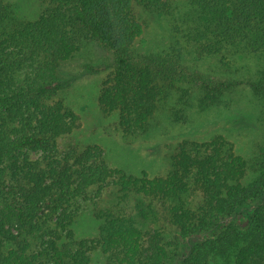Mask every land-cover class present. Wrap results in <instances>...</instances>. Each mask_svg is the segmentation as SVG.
I'll return each instance as SVG.
<instances>
[{"label":"trees","instance_id":"1","mask_svg":"<svg viewBox=\"0 0 264 264\" xmlns=\"http://www.w3.org/2000/svg\"><path fill=\"white\" fill-rule=\"evenodd\" d=\"M44 1L37 18L24 19L0 0V264H92L69 228L89 201L102 221L106 264H264V143L248 158L221 134L186 139L172 152L168 172L154 177L110 167L94 147L51 154L79 126V115L56 95L60 66L86 40L115 58L99 90L101 109L118 114L126 136L157 124L160 107L178 89V62L167 54L134 56L143 30L134 4L169 14L178 0ZM179 1L192 7L187 37L200 53L233 50L264 59V0ZM216 80L205 79L198 90L201 108L221 104L243 83ZM245 83L264 102V68ZM38 149L49 152L31 159L27 151ZM109 186L114 206L133 203L136 212L98 206ZM197 193L204 200L194 206ZM158 213L175 226L184 254L170 248L166 228H150Z\"/></svg>","mask_w":264,"mask_h":264},{"label":"rangeland","instance_id":"2","mask_svg":"<svg viewBox=\"0 0 264 264\" xmlns=\"http://www.w3.org/2000/svg\"><path fill=\"white\" fill-rule=\"evenodd\" d=\"M2 1L10 3L16 14L24 19L37 18L46 6L44 0ZM173 6V11L166 14L134 4L135 15L143 27L133 43L134 56L167 54L178 62L175 74L178 89L160 107L157 124L145 134L126 136L118 128V114H107L101 109L99 90L102 82L114 71L115 58L109 50L86 40L75 56L60 66L63 87L56 95L79 115V126L71 134L60 137L51 154L61 156L72 148L82 151L87 146L94 147L110 167L133 175L145 172L154 177L168 172L172 152L186 139L207 140L221 134L234 144L236 153L248 158L264 143V102L245 83L257 78L264 68V59L257 54L233 50H223L215 55L200 53L187 37L191 5L178 0ZM208 78L243 83L226 91L221 104L201 108L198 90ZM171 112L177 113L178 117ZM48 152L44 149L27 151L31 159L42 158ZM113 189L109 186L103 191V202L96 200L98 206L113 207L116 204ZM203 195L197 193L190 198L191 203L194 206L201 204ZM120 205L128 212H136L133 203ZM94 213L91 201L86 202L69 228L72 239L85 242L92 264H106L107 256L99 244L102 221ZM244 214L250 217L249 211ZM157 227L166 228L171 233L167 239L172 241L170 248L174 252L185 253V242L180 246L175 244L177 230L161 213L150 222V228Z\"/></svg>","mask_w":264,"mask_h":264}]
</instances>
